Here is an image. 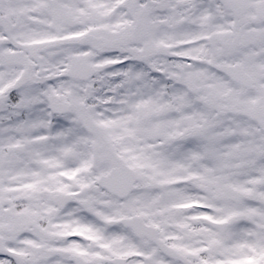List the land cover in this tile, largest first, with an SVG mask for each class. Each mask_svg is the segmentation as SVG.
I'll list each match as a JSON object with an SVG mask.
<instances>
[{
    "label": "snow or ice",
    "instance_id": "snow-or-ice-1",
    "mask_svg": "<svg viewBox=\"0 0 264 264\" xmlns=\"http://www.w3.org/2000/svg\"><path fill=\"white\" fill-rule=\"evenodd\" d=\"M0 264H264V0H0Z\"/></svg>",
    "mask_w": 264,
    "mask_h": 264
}]
</instances>
